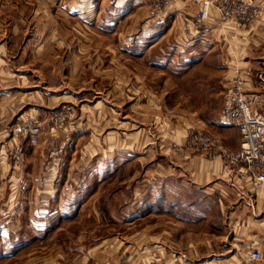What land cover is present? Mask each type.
<instances>
[{"label":"crops","instance_id":"1","mask_svg":"<svg viewBox=\"0 0 264 264\" xmlns=\"http://www.w3.org/2000/svg\"><path fill=\"white\" fill-rule=\"evenodd\" d=\"M241 1L258 10L251 22H223L214 5L211 16L197 25L199 0H171L161 10L150 0H101L98 9L95 0H0V264H110L115 242L105 238L94 246L89 230L79 231V240L69 236V243L55 239L41 246V236L47 241L63 229L53 222H61L62 215L47 209L41 188H74L82 172L88 174V187L89 174L105 161L103 168H143L148 158L157 174L187 176L190 187L215 197L220 228L209 241L198 235L188 242L182 224L154 226L148 232L154 238L153 264H264V187L248 191L222 160L186 145V133L177 125L158 126V106L165 100L143 81L135 63L147 52L126 53L127 46L152 41L157 42L151 49L164 43L182 51L203 42L227 54L229 79L239 69L249 81L247 89L261 92L264 0ZM151 7L161 20L149 19ZM62 106L75 108V117L65 130L52 132L50 116ZM26 117L39 125L19 136L14 126ZM223 125L233 141L225 133L216 135L238 149L239 130ZM159 146L165 147L168 163L158 161ZM70 174L67 184L64 176ZM28 189L32 196L25 195ZM79 216L63 215L75 221ZM136 226H131L130 251L133 264H140L145 234ZM113 236L120 259L128 251L120 245L126 235ZM253 249L261 251L262 260L248 259Z\"/></svg>","mask_w":264,"mask_h":264},{"label":"rangeland","instance_id":"2","mask_svg":"<svg viewBox=\"0 0 264 264\" xmlns=\"http://www.w3.org/2000/svg\"><path fill=\"white\" fill-rule=\"evenodd\" d=\"M96 1H99L95 7L98 9L101 0ZM150 3L159 6V10L166 6L165 0H150ZM132 11L133 9L130 12ZM94 12L96 14V10ZM98 14L100 19L101 12L98 11ZM157 14L156 11H152L151 7L149 19H155ZM157 18L161 20V17ZM152 42L143 43L141 47L135 49L132 45L127 46L126 53L127 57H133L135 52H147V57L143 56L142 61L133 62L139 66L143 81L146 80V84L153 87L156 95L165 100L164 104L158 106V112L161 113L158 116V126L165 127V123L170 126L177 125L187 135L189 129L196 125L211 135L218 136L225 133L227 139L233 141V133H230L231 131L223 125L220 119L225 103L226 86L230 81L228 71L231 69L227 54L221 49L218 50V47L203 42L191 44L185 51L169 49L163 45L164 43L154 45L151 49L150 45L157 41ZM260 72L259 84L264 88V67L260 69ZM234 74L235 72L232 76ZM57 110H53L51 118ZM53 125L54 122L50 126V131ZM225 147L228 148L226 145ZM164 149L165 147L159 146L157 159L165 164L170 161V157L166 155ZM140 152L143 154L145 150H140ZM127 160L129 163L133 161L129 158ZM106 163L105 161L100 164L99 168H94V171L89 174L91 183L88 187L84 184L88 174L82 172L81 182L74 188L64 190L59 186L54 189L41 188V197L46 198L47 209L62 215L59 217L61 222H53L63 225L62 233L59 235L61 239L49 237L46 241L41 236V246L46 242L48 246L55 239L61 240L63 244L69 243L71 239L79 240L77 233L89 230L88 232L93 233L91 239H93L94 246L105 238L110 242H115V248L111 247L110 250V264H117L118 260H120L119 264H133L134 240L130 235L134 231L131 226L136 224V229L141 228L145 234L141 240L143 252L140 264H153L151 261L155 256L152 257L154 252H150V249L154 244V238L150 237L148 232L154 226L164 229L166 225L182 224L186 232L184 239L188 242L197 241L198 235L200 240L205 237L206 241H209L220 232L216 198L207 194L204 197L197 188L190 187L187 183V176L176 173L173 178H165L156 173V165H152L149 158L147 161L143 160V168H133V165L127 168H103ZM223 163L229 167L225 162ZM65 176L67 184L70 183L72 175ZM32 190H26L25 195L32 196ZM58 198H61V202L57 200ZM78 213L80 216L76 218V221L72 217H63V215ZM140 214L143 215L142 220L134 223L133 218ZM118 231L126 235L127 241L121 242L120 245L121 247L126 245L125 249L128 250L126 254L122 253L120 259L116 247L118 238L117 236L112 237V234ZM69 236L71 239L67 238ZM158 239L165 241L162 237ZM87 240L90 238L87 237Z\"/></svg>","mask_w":264,"mask_h":264},{"label":"built area","instance_id":"3","mask_svg":"<svg viewBox=\"0 0 264 264\" xmlns=\"http://www.w3.org/2000/svg\"><path fill=\"white\" fill-rule=\"evenodd\" d=\"M165 2L166 6L171 4V0ZM214 5L223 22L235 19L247 23L258 14L257 8L241 0H199L197 25H202L211 16ZM248 84V79L237 69L226 87L221 114L223 123L239 130L241 142L238 150L226 148L221 138L196 125L189 129L185 144L225 162L233 170L238 183L248 191L256 192L264 187V89L261 92L250 91L247 89ZM74 117L73 107L63 106L58 109L51 118L54 122L51 131L65 129ZM38 125L37 120L26 117L15 124L14 133L26 135ZM248 259L262 260L263 254L260 250L253 249L248 253Z\"/></svg>","mask_w":264,"mask_h":264}]
</instances>
